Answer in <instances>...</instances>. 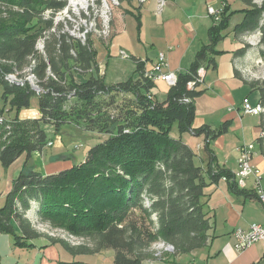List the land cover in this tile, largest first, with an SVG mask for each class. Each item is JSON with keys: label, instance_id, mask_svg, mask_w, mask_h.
<instances>
[{"label": "trees", "instance_id": "1", "mask_svg": "<svg viewBox=\"0 0 264 264\" xmlns=\"http://www.w3.org/2000/svg\"><path fill=\"white\" fill-rule=\"evenodd\" d=\"M120 1L131 4L133 0ZM68 2L0 0V117L5 119L0 123V163L8 169L23 155L27 157L0 208V234L12 236L15 247L34 249L32 241L40 235L25 215L35 205L42 221L72 237L91 239L97 252L113 251L114 264H145L146 250L153 244L171 247V257L208 247L212 223L201 199L207 186L232 174L213 169L212 162L206 168L198 165L194 151L171 132L176 127L180 136H204L207 148L210 140L226 132L225 126L217 131L194 128L195 99L201 92L188 89L201 67H216L213 54L227 28L226 9L209 30V47L198 53L191 68L178 75L177 85L159 102L147 97L157 87L143 79L147 61L132 57L137 65L135 79L113 85L104 82L91 36L82 42L56 22ZM258 5L235 31L243 36L263 34L264 54V3ZM29 75L35 84L25 80ZM254 86L264 107V82ZM33 98L40 117L21 119L23 111L33 109ZM66 126L106 139L90 147L85 160L69 169L51 175L31 170L32 155L44 153L51 142L45 127L60 136ZM228 184L233 192H243ZM50 241L61 243L72 257L88 255L62 241ZM56 264L87 263L58 260Z\"/></svg>", "mask_w": 264, "mask_h": 264}, {"label": "crops", "instance_id": "2", "mask_svg": "<svg viewBox=\"0 0 264 264\" xmlns=\"http://www.w3.org/2000/svg\"><path fill=\"white\" fill-rule=\"evenodd\" d=\"M124 4L122 3L124 11L115 15L110 45L103 46L100 41L94 44L98 51L100 76L102 74L105 80L106 71L103 67L108 63L107 58H111L110 51L114 41L121 38L127 42V49L120 51L130 55L131 66L119 69L115 84L138 77L137 65L132 57L147 61L148 66H151L160 54H164L169 70L178 75L186 73L198 53L210 44L209 30L214 22L207 8L226 9L227 28L223 32V40L215 46L216 52L213 54L216 67L204 68L203 83L197 88V92L201 94L195 99L194 122L195 129L206 126L217 131L225 126L226 132L210 140L208 148L204 136L185 134L182 141L197 155L198 165L206 168L212 162L213 169L218 168L231 174L238 169L239 149L245 144H255L253 165L263 173L264 186V138L260 137L264 130V115H243L241 111L242 102L246 98L253 106L260 103V93L254 84L259 83L257 77L262 68L258 63L264 54H261L262 45L252 47L248 43L247 38L255 32L243 36L235 31L245 20L246 14L255 7H260L258 4L261 3L256 0L251 3L244 0H167L162 8L159 7L158 0H147L143 4L139 0H133L128 4L131 8L124 7ZM245 46L249 49L243 54H237ZM159 83H156L157 87L153 91L156 101H159L158 96L161 94ZM37 111H23L20 118L38 119L40 114ZM199 145L202 147L198 148ZM55 146L59 152L53 156L61 154V158L57 159L58 156H55L56 159H52L53 156H50L47 165L37 167L32 164L28 167L41 175H51L64 171L66 165L69 168L76 165L73 164L74 154L65 152L62 137H56ZM74 147L77 149L76 145ZM25 158L23 155L11 166L15 168V174L9 180V188L3 194L4 197L10 193L12 180L22 170ZM207 187L201 201L204 212L211 218L212 223L209 246L190 255L172 257L168 264H264L262 243H256L243 252H237L234 248L233 233L237 229H247L254 223L264 224V206L256 196L254 178L248 179L246 188L240 194L233 192L229 184L222 180ZM45 261L42 264H49ZM56 263L57 261L53 262Z\"/></svg>", "mask_w": 264, "mask_h": 264}, {"label": "rangeland", "instance_id": "3", "mask_svg": "<svg viewBox=\"0 0 264 264\" xmlns=\"http://www.w3.org/2000/svg\"><path fill=\"white\" fill-rule=\"evenodd\" d=\"M104 1L105 0H89V3L87 4L88 6L83 4L82 2H79L76 8L72 4V0H69V7L61 14H58L56 16V22L62 23L63 27L61 29L63 31L70 32L72 36L79 38L80 40H82V42H85L86 36L90 35L94 44L100 41L103 46L107 47L108 45H110L111 39L113 37L112 25L115 20V15L119 12H123L124 8L120 0H118L119 5H115L113 3L115 0H108L106 1L107 4ZM259 3H261V1H259ZM124 5V7L131 8V6L127 3H125ZM106 18H109V24L111 28V33L107 37L103 36V31L108 30V23L101 21V19ZM89 28H91L90 33ZM259 35H261V33L259 32L253 34V36H255L256 44H253V36H249V38H247L249 45H251L252 47L260 46L262 36ZM42 45L43 42L41 41L38 44L39 50L41 49ZM121 49H127V42H125L121 38H116L113 47H111V58H107L108 63L103 67L106 71L105 82L116 83L117 81L114 80L116 79V74L119 73V69L125 68V66H131V61H129L130 58L123 59L118 54ZM261 68L262 69H260V75L257 77L259 83L264 82V66H261ZM100 77L104 76L101 74ZM11 78L14 80H18L15 76ZM25 80H28L30 83H32V85L33 83H36L32 75L25 77ZM158 86V88L161 90V94H159L158 100L164 101L167 97L169 87L164 82L159 83ZM32 108H37V100L34 98L32 101ZM11 115L13 114H6V117H9ZM260 115H264V112ZM45 129L49 133L48 139H50V141L54 143L57 136H55L52 132V128L45 127ZM171 134L174 138L180 140H182L185 135L184 134L180 136L176 127L173 128ZM61 137L62 144L66 149L65 152L74 154L75 161L73 164L76 165L85 159V154L88 149H90V147L95 146L96 144L106 139L105 135L102 136L99 133L90 132L86 133L85 131L75 129L72 126L64 127L62 129L60 139ZM74 145H76L77 147L81 146V148L75 149ZM198 148H200V146H198ZM56 152H59L58 147H54V145L52 147L48 146L45 149L44 153H34V155H32L31 157V160H29L28 165L31 166L32 164H35V166L37 167L47 165L49 157L53 156V154ZM60 155H54L53 158H51L59 159ZM55 156L58 157L55 158ZM25 162L22 163V167L25 165ZM19 163L20 162H18V164ZM69 167L70 166L66 165V167L64 168L67 169ZM14 174L15 168H3L2 164L0 163V208L5 205L6 197H4L3 194H5V192L8 190L10 184L9 180L13 178ZM30 208L31 209L26 213L25 216L32 223V227L34 228V230L38 233V235H40V238L32 241V244L35 245V248L29 250L15 247L12 236L0 234L1 264H42L43 260H46L45 262H48L49 264H53V262L55 263L58 260H81L82 262H86L87 264H114L113 251L102 250L100 252H97L96 246H94L95 243H93L91 239L75 238L70 236L67 232H65L63 228L57 227L48 221H42V219L37 215L38 210H36L37 208L35 207V205H32V207ZM52 238L55 242L62 241L73 249H83L87 252L88 255L72 257L63 249L61 243H59L58 245L52 244V242L50 241V239ZM146 254L149 258L145 262V264H168L172 261L171 256L173 254V249L163 244H153L150 248H148V250H146Z\"/></svg>", "mask_w": 264, "mask_h": 264}, {"label": "built area", "instance_id": "4", "mask_svg": "<svg viewBox=\"0 0 264 264\" xmlns=\"http://www.w3.org/2000/svg\"><path fill=\"white\" fill-rule=\"evenodd\" d=\"M147 0H139L141 4L145 3ZM167 0H158L159 7L162 8ZM261 1V7L264 3V0H256ZM115 5H119V1L116 0L113 2ZM69 7V6H68ZM96 7V6H94ZM208 13L213 18L214 24H218L221 21V16L223 10H216L213 7H209ZM102 22L108 23V30L103 31V36L107 37L111 33V28L109 24V18L101 19ZM89 28V33H90ZM263 36V34L259 35ZM253 38V44L255 43V36ZM123 59L131 58L125 51H120L118 53ZM144 69L142 71V76L144 80L151 81L153 83L164 82L168 85L169 88L177 85L178 82V74L169 70V66L164 54H160L155 64L153 63L151 66H148L147 62H144ZM260 66H264V56L261 57ZM204 68L201 67L198 71L194 80L188 84V89L190 91H197V88L203 83L204 80ZM148 99L153 101L154 95L149 94ZM187 102V100H185ZM259 108H261V103L256 106H253L249 99H244L242 102L241 111L243 115L249 116H258ZM4 117H0V123L3 122ZM261 139H263V133L260 134ZM208 142V141H207ZM54 145L53 142H50L48 146L52 147ZM200 146V145H199ZM202 147V146H200ZM81 148V146L76 147ZM240 155L238 158V169L232 174V178L222 177L221 180L223 182L233 183L239 190L245 189L247 185L248 179L251 177L255 180V193L258 200L264 206V186L262 185L263 173L253 165V159L255 156V144H245L239 149ZM234 239V248L237 252H243L246 249L250 248L256 243H262L264 245V224H251L247 229H237L233 233Z\"/></svg>", "mask_w": 264, "mask_h": 264}, {"label": "bare ground", "instance_id": "5", "mask_svg": "<svg viewBox=\"0 0 264 264\" xmlns=\"http://www.w3.org/2000/svg\"><path fill=\"white\" fill-rule=\"evenodd\" d=\"M106 1H108V0H105L104 2L106 3ZM116 1V0H115ZM114 1V2H115ZM79 2H82L83 4H85V5H87L88 3H89V0H72V4L74 5V7H76L77 8V5H78V3ZM104 3V4H105ZM107 4V3H106ZM88 6V5H87ZM86 6V7H87ZM105 7H107V6H105ZM104 17V16H103ZM106 24V23H105ZM103 29V28H102ZM101 29V30H102ZM97 31V30H96ZM79 39V38H78ZM86 40V39H85ZM260 61L261 60H259V63H260ZM34 84V83H33ZM264 112V107L261 105V108H259V111H258V116L260 115V114H262ZM263 138H264V132H263Z\"/></svg>", "mask_w": 264, "mask_h": 264}]
</instances>
